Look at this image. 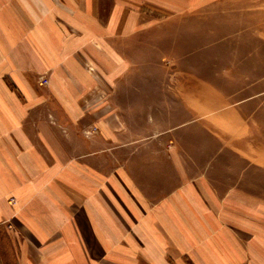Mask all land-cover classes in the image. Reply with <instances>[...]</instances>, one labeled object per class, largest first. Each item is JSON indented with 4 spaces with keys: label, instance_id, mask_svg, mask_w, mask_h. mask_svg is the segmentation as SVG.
Masks as SVG:
<instances>
[{
    "label": "crops",
    "instance_id": "1",
    "mask_svg": "<svg viewBox=\"0 0 264 264\" xmlns=\"http://www.w3.org/2000/svg\"><path fill=\"white\" fill-rule=\"evenodd\" d=\"M142 1L197 3L0 0V254L9 242L14 264H264L239 189L183 181L180 154L139 152L123 128L118 48Z\"/></svg>",
    "mask_w": 264,
    "mask_h": 264
},
{
    "label": "rangeland",
    "instance_id": "2",
    "mask_svg": "<svg viewBox=\"0 0 264 264\" xmlns=\"http://www.w3.org/2000/svg\"><path fill=\"white\" fill-rule=\"evenodd\" d=\"M139 8L141 30L118 48L123 128L139 152L180 154L183 181L239 189L264 229V0ZM3 246L0 264H14Z\"/></svg>",
    "mask_w": 264,
    "mask_h": 264
},
{
    "label": "built area",
    "instance_id": "3",
    "mask_svg": "<svg viewBox=\"0 0 264 264\" xmlns=\"http://www.w3.org/2000/svg\"><path fill=\"white\" fill-rule=\"evenodd\" d=\"M43 82L46 83V79H43Z\"/></svg>",
    "mask_w": 264,
    "mask_h": 264
}]
</instances>
